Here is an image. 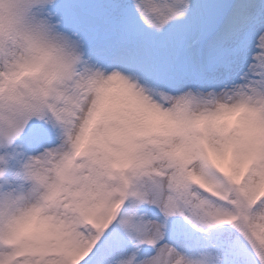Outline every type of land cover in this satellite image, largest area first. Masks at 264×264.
Returning <instances> with one entry per match:
<instances>
[{
    "label": "snow or ice",
    "instance_id": "1",
    "mask_svg": "<svg viewBox=\"0 0 264 264\" xmlns=\"http://www.w3.org/2000/svg\"><path fill=\"white\" fill-rule=\"evenodd\" d=\"M0 264H264V0H0Z\"/></svg>",
    "mask_w": 264,
    "mask_h": 264
}]
</instances>
